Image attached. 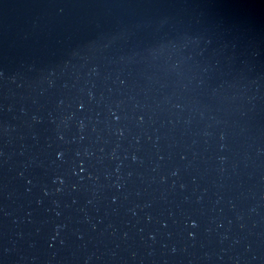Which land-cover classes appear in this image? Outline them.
Here are the masks:
<instances>
[{
  "label": "water",
  "instance_id": "1",
  "mask_svg": "<svg viewBox=\"0 0 264 264\" xmlns=\"http://www.w3.org/2000/svg\"><path fill=\"white\" fill-rule=\"evenodd\" d=\"M0 264H264V0H0Z\"/></svg>",
  "mask_w": 264,
  "mask_h": 264
}]
</instances>
